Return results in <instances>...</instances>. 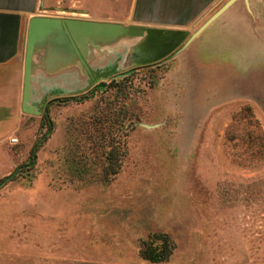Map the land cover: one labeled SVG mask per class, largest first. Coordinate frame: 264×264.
I'll list each match as a JSON object with an SVG mask.
<instances>
[{"label":"rangeland","instance_id":"374dc122","mask_svg":"<svg viewBox=\"0 0 264 264\" xmlns=\"http://www.w3.org/2000/svg\"><path fill=\"white\" fill-rule=\"evenodd\" d=\"M246 2L156 62L101 60L83 92L27 120L34 154L16 144L4 172L1 156L0 264H264V0ZM159 233L171 254L142 259Z\"/></svg>","mask_w":264,"mask_h":264},{"label":"crops","instance_id":"0c3cea01","mask_svg":"<svg viewBox=\"0 0 264 264\" xmlns=\"http://www.w3.org/2000/svg\"><path fill=\"white\" fill-rule=\"evenodd\" d=\"M221 1L128 0L126 10L117 13L112 10L115 0H0V163L1 156H4L8 164L2 172L15 165L18 158L16 144L20 149L32 146V138L25 132V124L31 116L36 115L25 113L21 108L25 39L28 21L32 17L107 20L124 25L184 29L195 21L208 19L213 14L208 16L209 10ZM53 9L58 13L72 9L78 16L49 13ZM134 43L133 40L121 39L109 46L99 47L98 51L89 48L85 56L87 67H84L73 53L64 55L57 33L45 38L33 51L30 75V103L40 111L38 118L43 109L55 102L53 99L84 90L94 83L105 72H99L105 65L101 60H117V56L128 52ZM65 61L71 62L66 68ZM135 66L138 65L126 64L117 72ZM11 138L15 142H10Z\"/></svg>","mask_w":264,"mask_h":264},{"label":"water","instance_id":"95a60500","mask_svg":"<svg viewBox=\"0 0 264 264\" xmlns=\"http://www.w3.org/2000/svg\"><path fill=\"white\" fill-rule=\"evenodd\" d=\"M235 1L227 0L223 3L188 38V33L184 29L124 25L117 22L75 18L32 17L28 21L24 48L22 111L32 115L40 114V111L30 103V75L33 68V51L43 43L45 38L53 33H57L61 38V48L64 55L70 56L73 53L84 67H87L85 62L87 49L93 48L98 51L99 47L109 46L121 39L133 40L135 43L125 53L129 54V59L124 66L126 64L128 66H140L165 58L182 43V46H184ZM244 3L247 5L246 0H244ZM69 63L71 62L65 61V68L69 66ZM84 90L76 91L73 94L81 93ZM11 175L12 173L9 176Z\"/></svg>","mask_w":264,"mask_h":264},{"label":"trees","instance_id":"16d2710c","mask_svg":"<svg viewBox=\"0 0 264 264\" xmlns=\"http://www.w3.org/2000/svg\"><path fill=\"white\" fill-rule=\"evenodd\" d=\"M75 95V94H73ZM68 96H72V95H68ZM68 96H64V97H60L57 99H53V101L57 102L60 101L62 98H66ZM41 116L45 117L46 116V108L43 109ZM104 120H106L104 118ZM40 142V140L35 141V143H33L32 148H31V156L34 154V150L35 147L38 145V143ZM110 144V148L108 149V151H101L104 159L106 160H110L108 161V169L105 171L106 177L103 178V181H109V179L114 176L117 173V164L115 161V153H116V148L114 145H112L113 143H109ZM103 143L102 141H99L97 146L98 147H102ZM174 248V243L170 242L167 237L163 234H152L147 236L146 239L141 241V246L139 247V256L148 261V262H152V263H156V262H163L165 260H167V258L169 257V255L171 254L172 249Z\"/></svg>","mask_w":264,"mask_h":264},{"label":"built area","instance_id":"2783aa9c","mask_svg":"<svg viewBox=\"0 0 264 264\" xmlns=\"http://www.w3.org/2000/svg\"><path fill=\"white\" fill-rule=\"evenodd\" d=\"M9 141L10 142H15V139L14 138H11Z\"/></svg>","mask_w":264,"mask_h":264}]
</instances>
